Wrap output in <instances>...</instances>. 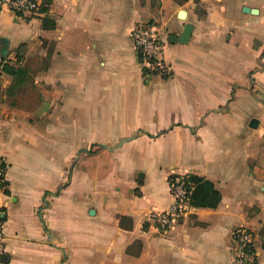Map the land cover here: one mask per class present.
Segmentation results:
<instances>
[{"label": "crops", "instance_id": "1", "mask_svg": "<svg viewBox=\"0 0 264 264\" xmlns=\"http://www.w3.org/2000/svg\"><path fill=\"white\" fill-rule=\"evenodd\" d=\"M37 2L0 14V264H236V227L264 264V0ZM145 23L167 77L139 64ZM177 174L200 181L162 232Z\"/></svg>", "mask_w": 264, "mask_h": 264}, {"label": "built area", "instance_id": "2", "mask_svg": "<svg viewBox=\"0 0 264 264\" xmlns=\"http://www.w3.org/2000/svg\"><path fill=\"white\" fill-rule=\"evenodd\" d=\"M39 9L37 0H0V14L9 10L14 14L36 12ZM131 39L136 50L139 64L146 75L168 74L169 69L162 59L163 42L159 32L152 24H139L131 31ZM6 161L0 155V192L4 193L6 182ZM171 204L162 211H154L149 219L155 223L158 230L164 232L172 228L177 217L188 206L192 185L188 175L177 174L169 178ZM2 212L0 211V260L4 255V234L2 230ZM255 234L247 227H236L231 236L233 260L236 264H256L257 256L254 250Z\"/></svg>", "mask_w": 264, "mask_h": 264}, {"label": "trees", "instance_id": "3", "mask_svg": "<svg viewBox=\"0 0 264 264\" xmlns=\"http://www.w3.org/2000/svg\"><path fill=\"white\" fill-rule=\"evenodd\" d=\"M1 71L10 75L11 77L15 78V79H18L19 77H23V74H24V70L22 68H19V67H14L13 65H10L6 62H1ZM170 74V73H169ZM161 76L163 77H167L169 76L168 74H161ZM195 179V180H194ZM200 181L199 178H195V177H192V176H188V181L192 186V190H191V193H190V200H189V203H191L192 201V197H193V191H194V181Z\"/></svg>", "mask_w": 264, "mask_h": 264}, {"label": "rangeland", "instance_id": "4", "mask_svg": "<svg viewBox=\"0 0 264 264\" xmlns=\"http://www.w3.org/2000/svg\"><path fill=\"white\" fill-rule=\"evenodd\" d=\"M31 77V75L29 74V73H27V75H26V77H25V79H26V81L25 82H22V81H18V82H16L15 84L16 85H18V84H32V79L30 78ZM29 96H30V94H29ZM28 96V97H29ZM31 98V97H30Z\"/></svg>", "mask_w": 264, "mask_h": 264}, {"label": "water", "instance_id": "5", "mask_svg": "<svg viewBox=\"0 0 264 264\" xmlns=\"http://www.w3.org/2000/svg\"><path fill=\"white\" fill-rule=\"evenodd\" d=\"M182 13H183V12H182ZM171 38H174V36L171 37ZM255 124H256V119H255V118H251V120H250V122H249V126L254 127Z\"/></svg>", "mask_w": 264, "mask_h": 264}]
</instances>
